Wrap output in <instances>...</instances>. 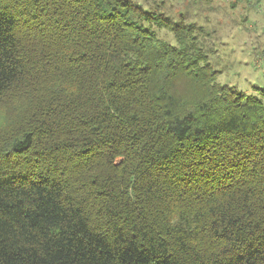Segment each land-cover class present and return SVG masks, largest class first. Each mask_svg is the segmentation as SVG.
<instances>
[{"label": "trees", "instance_id": "1", "mask_svg": "<svg viewBox=\"0 0 264 264\" xmlns=\"http://www.w3.org/2000/svg\"><path fill=\"white\" fill-rule=\"evenodd\" d=\"M162 3L0 0V264H264V104Z\"/></svg>", "mask_w": 264, "mask_h": 264}, {"label": "rangeland", "instance_id": "2", "mask_svg": "<svg viewBox=\"0 0 264 264\" xmlns=\"http://www.w3.org/2000/svg\"><path fill=\"white\" fill-rule=\"evenodd\" d=\"M162 1L171 16L186 13L197 28L208 33V62L217 72L218 82L253 95L264 104V0ZM156 33L174 44L169 32ZM30 99L21 91L0 101V132L16 127L30 107Z\"/></svg>", "mask_w": 264, "mask_h": 264}]
</instances>
